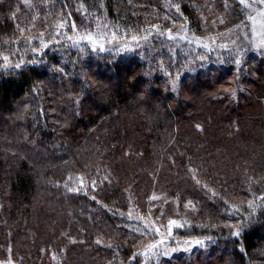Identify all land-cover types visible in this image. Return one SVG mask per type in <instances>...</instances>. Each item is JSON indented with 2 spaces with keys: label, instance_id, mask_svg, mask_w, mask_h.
<instances>
[{
  "label": "trees",
  "instance_id": "obj_1",
  "mask_svg": "<svg viewBox=\"0 0 264 264\" xmlns=\"http://www.w3.org/2000/svg\"><path fill=\"white\" fill-rule=\"evenodd\" d=\"M223 4L0 0V55L27 61L39 39L50 42L38 66L11 74L0 67V264H145L128 217L129 186L141 170L170 201L196 204L191 225L210 240L191 257L158 264H264V201L255 199L264 196V59L200 47L194 57L195 43L152 27L174 32L182 19L189 38L208 42L214 27L240 23ZM69 14L81 31H115L130 45L122 54L67 47L52 37ZM102 21L108 27L98 29ZM148 32L139 46L131 39ZM81 181L87 195L69 191ZM254 200L252 222L232 236Z\"/></svg>",
  "mask_w": 264,
  "mask_h": 264
},
{
  "label": "rangeland",
  "instance_id": "obj_2",
  "mask_svg": "<svg viewBox=\"0 0 264 264\" xmlns=\"http://www.w3.org/2000/svg\"><path fill=\"white\" fill-rule=\"evenodd\" d=\"M234 3L237 4L236 0H231V4L234 7L233 13H230V9V12H227L226 15L231 16L236 14L241 23L242 19H244L243 13L240 11V6L238 4V6H235ZM223 7L226 9L224 4ZM173 29L174 33L179 35L185 34V26L182 19H177L175 21ZM230 30L229 27L224 25L216 26L212 29L211 35L213 37L211 38L216 40V44H227L230 48H233L235 53H237L235 55L237 58H241V50H243L244 52L249 51L261 55L264 59V55L256 50L253 43H250V41L259 42V36H253L249 28H244L242 31L235 33H230ZM97 31L103 32L101 30H96L94 32ZM187 38L191 39L188 36ZM205 38L206 35L203 37L201 43L209 42L204 41ZM108 39H111V36L109 37L105 34V48L111 49V51L106 50L104 52L122 54L126 51L125 48L130 45L118 42L117 40L108 44ZM211 46L215 48V51L213 52L228 53L219 49L216 45ZM241 47H243V49H241ZM192 49L196 51L194 55L195 57L198 50L196 44L192 46ZM196 59L197 58H195V60ZM239 70L241 71V67ZM139 172L141 173L136 177L137 180L131 179L133 182L130 184L128 190L130 203L128 217L133 222V227L136 230L138 249L143 253L148 250V246L151 243H158L161 239L165 241V243L159 247L161 255L152 256L151 253H149L150 258L143 255L145 264H158L159 260L162 258H169L178 255H187L191 257L199 250L204 249L206 247L205 245L208 244L210 240H207L204 237H199V233L191 225V216L196 210V204L190 201H185L182 204H180V202L170 201V199L163 193L160 186L156 187V183L152 176L150 177V175H147V172H144L143 170ZM149 178H151L152 185L149 190H146V186L150 183ZM153 197H156V199H153ZM170 220H175L177 223L183 225V227L180 228L173 227L171 236H169L167 232V225ZM145 224H147L149 228H145ZM156 228H159V234L156 233ZM140 232H146L147 234L141 236L139 234ZM197 240H203L204 245H197L195 243ZM186 248L187 250H185ZM171 249H176V251H171ZM164 252H167V254H163Z\"/></svg>",
  "mask_w": 264,
  "mask_h": 264
},
{
  "label": "snow or ice",
  "instance_id": "obj_3",
  "mask_svg": "<svg viewBox=\"0 0 264 264\" xmlns=\"http://www.w3.org/2000/svg\"><path fill=\"white\" fill-rule=\"evenodd\" d=\"M237 4L240 6V11L243 13V17L244 19H242V22L237 24L236 27L234 29L230 30V33H235L238 31H242L244 28H249L252 35L253 36H259V42L256 41H250V43H253L255 45V48L257 51L260 52V54L264 55V0H236ZM230 3L231 0H224V6L226 9H228L230 7ZM173 5L169 4V7L171 8ZM29 8H31L32 6L29 4L28 5ZM81 8H83V4H81L80 6ZM175 7L177 8V11H179V5H175ZM85 15H88V10L85 9L84 11ZM165 19H169V17H165ZM219 19V23L223 24L225 23V20L223 17H218ZM67 23V30L65 29V24ZM175 23V21H174ZM213 24H215V21H213ZM82 28H84L83 31H81L80 29L77 28V25L74 22L70 21V14H69V20L68 21H64L58 24V28L60 29V31L55 32L54 36L52 37V39L55 40L56 37H60L63 36L65 37L66 41H68V44L66 45L67 47H73V48H77L80 52L84 51V46H90L91 47V51L93 52H104L106 50L111 51V49H106L105 48V33L103 32H94L91 30H88L85 26H81ZM96 27L99 29L101 27L103 28H107L108 24L106 21H102L100 23H98L96 25ZM153 29L156 30V34L160 35V36H164L166 35L167 39L172 40L174 42L176 41H183L186 44H193L195 43L197 47L203 48L205 49L208 53H212L213 51H215V48H213L211 45H216V47H218L219 49L226 51L230 54L236 55L237 53L234 52L233 48H230L227 44H216V40L214 38H209V42L208 43H201L200 38L198 37H193L192 39H188L187 38V30L185 29V34L184 35H179L177 33H174L171 29H165L163 31L160 30V26L159 25H153L152 26ZM21 34L24 33V29H20ZM152 32H148L145 36L140 37V36H132V41H134L136 43L137 46H139L141 39H143L144 41H147L149 39V37L152 35ZM40 36H43V33L40 34ZM32 39H37V38H32ZM32 39L28 40V43L31 44L32 43ZM117 38V33L115 31L111 32V39L107 40L108 44L113 43V41H116ZM57 43H59V40H56ZM39 45L40 47H32L31 51L32 53H34V57L32 59H29L27 61H25L24 57H19L18 60H14V59H10L9 55H0V60L3 61L2 65H0V67H2L4 70L8 71L9 74H11L12 72H15L17 70H23L24 68H26L28 65H39L40 63H43L42 60L38 59V57L40 55H42L43 50L44 49H48L50 47V42L45 41L43 39H39ZM131 50V49H129ZM17 51H19V49H17ZM12 56H15L16 53L13 52L11 53ZM203 58V57H202ZM163 63V62H161ZM234 63L237 66L241 65V60L240 59H235ZM56 71H59L61 73L64 72L63 68H58L56 69ZM167 75H169L171 77V73H166ZM178 80V76L177 77H173L172 78V91L176 90V82ZM85 86H87L85 84ZM235 89L232 90V98L235 99ZM75 103L78 105L79 104V99H77L75 101ZM199 127V126H197ZM94 183V182H93ZM81 190H83L84 194L87 195L88 192L86 189H84V185H83V181H81V185L79 189H69V191H75V192H80ZM93 191H95V188L93 187ZM92 199H96L95 196L91 197ZM153 199H156V197H153ZM256 200H261L264 201V196H256L255 197ZM249 209H251L252 211L249 212L248 216L244 218V220L238 221V227H235L234 230L232 231L231 235L235 236L237 238L240 237L241 233L243 232L244 228L247 227L248 223L252 222V216L255 215V209H256V205H255V200L250 202L247 206ZM262 208H264V205L261 206ZM240 209L236 208L234 209L232 212L228 213L229 215H237L239 213ZM145 228H149V226L147 224H145L144 226ZM173 227L175 228H180L183 227L182 224L177 223V221L175 220H170L168 222L167 225V232L168 235L171 236L172 235V229ZM156 233L159 234V228H156ZM141 236L146 235V232H140L139 233ZM75 243V241H73ZM97 243H100V241H97ZM165 241L163 239H161L158 243L154 242L151 243L148 246V250L141 253V255H144L146 257H149V253H151L152 256H159L161 255L160 251H159V247L160 245L164 244ZM186 243H190V242H186ZM195 243L197 245L203 246L204 245V241L203 240H197L195 241ZM110 246V245H109ZM187 250V248L185 249ZM171 251H176V249H171ZM241 251H243V249H241ZM163 254H167V252H164ZM132 259H135V256L132 257Z\"/></svg>",
  "mask_w": 264,
  "mask_h": 264
}]
</instances>
